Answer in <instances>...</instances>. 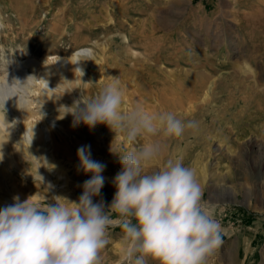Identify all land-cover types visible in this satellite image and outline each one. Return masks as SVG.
Listing matches in <instances>:
<instances>
[{"label": "rangeland", "instance_id": "374dc122", "mask_svg": "<svg viewBox=\"0 0 264 264\" xmlns=\"http://www.w3.org/2000/svg\"><path fill=\"white\" fill-rule=\"evenodd\" d=\"M168 1L0 0V8L37 11V16L33 13L24 19L22 27L15 15H2L0 65L4 57L22 62L24 56L27 59L33 55L41 61L45 53L68 56L76 49H91L83 58L88 61L82 63L85 87L75 86L72 98L63 99L62 105L70 107L74 100L94 97L107 83L106 77H119L123 89L135 98L156 94V100L151 98L149 102L157 112L171 111L182 120H195L198 129L188 130L180 138H155L164 153L150 170H158L168 158L177 157L185 166L196 169L195 160L202 156V162L208 163L205 179L197 175L203 200L213 206L223 228V243L208 264H264V0ZM222 40L226 49L219 50ZM20 47L26 52L24 56ZM27 71L35 75L32 69ZM202 81H214L208 101L185 107L184 88ZM159 85L172 92H160ZM28 96L32 99L34 93ZM132 101L129 95L124 97L125 110L134 105ZM171 103L177 110L171 108ZM50 125H66L75 136L70 143L71 160L42 156L49 165L58 162L66 177L56 178L42 159L40 163L19 159L16 167L7 164L8 180L17 184L26 197L45 195L47 204L54 203L55 196L78 201L91 173L80 170L77 150L89 146L90 159L104 165V184L93 203L102 202L107 212L116 191L113 181L122 170L113 152L120 154L145 141L128 145L108 126L103 124L98 133L94 127L74 124L70 115L52 119ZM37 169L44 178L42 184ZM48 184L50 189L45 187ZM109 232L111 243L102 253V264H121L122 231L116 225ZM148 264L158 261L149 260Z\"/></svg>", "mask_w": 264, "mask_h": 264}, {"label": "clouds", "instance_id": "9594fccd", "mask_svg": "<svg viewBox=\"0 0 264 264\" xmlns=\"http://www.w3.org/2000/svg\"><path fill=\"white\" fill-rule=\"evenodd\" d=\"M90 52L91 49H81L71 56ZM48 59L45 66L55 64L61 57L56 56L52 63H46ZM84 61L88 59L72 61L69 57L67 62L75 65L74 80L62 78L55 88H50L48 79L34 75L9 82L11 61L4 57L0 65V127L8 129V138L17 123L7 119L8 101L15 98L16 107L24 112L25 101L33 104L39 122L45 115L41 109L47 93H55L57 88L76 80L86 84L82 81ZM105 80L108 82L94 97L77 100L70 107L61 105L58 118L72 115L74 124L83 123L89 128L104 124L128 145L145 141L142 146L120 154L111 149L118 156L122 170L113 181L116 191L108 211L102 202L93 203L104 184L101 175L104 165L90 159L89 146H82L77 150L80 170L91 173V179L83 184L78 201L55 196L54 203L47 204L45 195L36 194V199L33 196L22 203L19 197H14L12 205L0 210V264H102V253L111 243L109 229L116 225L123 234L121 264H148L149 260L158 264H208L221 247L223 228L213 206L203 200L196 170L185 166L181 157L168 158L158 170H150L164 153L156 137L180 138L186 131L198 129V123L182 120L171 111L150 113L141 104L125 110L119 77ZM36 85L41 86L40 95L29 99L28 94ZM35 124L27 130L29 147ZM4 144L0 143V161L4 158ZM29 155L37 162L42 159L48 168L55 167L46 158ZM38 169L42 184L44 178Z\"/></svg>", "mask_w": 264, "mask_h": 264}, {"label": "bare ground", "instance_id": "6f19581e", "mask_svg": "<svg viewBox=\"0 0 264 264\" xmlns=\"http://www.w3.org/2000/svg\"><path fill=\"white\" fill-rule=\"evenodd\" d=\"M222 1L224 2V0H222ZM168 2H167V4H168ZM13 9L14 8H0V24H3L2 15L5 13H8V12L15 15L16 22L19 23L20 27H22V25L24 24V19H27L29 17V15L31 16V14H33V13H34V15H35V13H37L36 9L32 10V11H28L30 13L26 12L27 10L21 11V9H15V10H13ZM218 9H219V6H218ZM35 16H37V15H35ZM160 23L161 22L159 21L158 24H160ZM151 24H153V22ZM235 36H236V34H235ZM240 40H242V39H240ZM232 41L233 40H230L229 44ZM236 43H234V44H236ZM225 44H226V42L223 41L221 43V48H219V50L222 48L226 49L224 47ZM235 46H234V49H235ZM20 50H21V55L24 56L26 52L24 51V49L22 47H20ZM78 50H81V49H76V50H74V52H78ZM87 54H81V55H77V56H71L72 54L68 55V56L67 55L59 56V55L46 54L45 53V55L42 57L41 61L35 59L33 57V55H31L27 59H25L26 57L24 56V58H22V59H24V61H22V62L21 61L17 62V60L14 61V58L12 57L10 59L12 64L8 66V73H9L8 79L10 77L13 79L15 76H17L21 81H23L27 76H29L28 75L29 72L27 70L32 69L33 71H35V73L33 72L35 74L34 76H36L38 79H40V78L48 79L49 80V87L55 88L61 82L62 78L67 79L68 81L74 80L73 68L75 67V65L68 63L67 62L68 58L70 57L72 61H75L77 59L84 58ZM56 56L61 57V59L58 62H56L55 64H49V65L45 66V60L47 57H49V59L46 61V63H52L53 58H55ZM12 67H13V71L10 72V69ZM82 67L85 68L84 65H82ZM84 71H85V69H84ZM205 71H206V69H205ZM195 76H197V75H195ZM207 76H208V74H207ZM209 77H210V75H209ZM100 78H101V76H100ZM213 84H214V81L213 82L211 81L210 83H207V84L205 81H202V83H200L198 85H194L197 87L189 86L188 88L185 87L184 91L181 90L180 92L183 91L184 98H185L184 99V106L185 107L188 105H189V107H192L195 105L199 106L198 104L203 105V103L207 102L210 95H211L210 92L212 91V85ZM81 85H82V87L84 86L83 84H81L79 82V80H76L73 83L65 84V85H63V87L57 88L55 93H47V95L44 97L47 100L44 102L43 107L41 109V112L44 113L45 115H44V118L42 120H40L39 122H37V121L40 119V116L38 115L36 108L33 104L28 103V101H25L26 112H24V111L18 110V108L16 107L15 98L10 100L9 105H8L9 118H7V119L9 122H12L13 120H15V121H17V123H16L15 127L10 130L9 138H8V129L0 127V143H5L3 146L4 158L2 161H0V210L5 208L6 206L12 205L15 202L14 197H19V202L22 203L26 199L34 196V195L33 196L31 195L29 197L24 196L23 191H21L19 189L20 187H18L17 184L12 183L8 180L9 172H8L7 164H9L12 167H16L19 159H21L23 161L28 160V159H32L33 161H36L29 154H31L32 156H35L37 158H42V156H46V157H60V156H62V157H66L68 160H71V154H70L71 145H70V143H71V140L75 138V136L70 132V130L68 131V129L64 127L66 125H69V120L65 121L66 125H59V126L58 125L57 126L50 125V120L59 119L58 117H59L60 113L58 112V109L62 105V100L67 99L68 96L70 98H72L71 92H72L73 88H75V86H80V89H81ZM180 85H181V83H180ZM164 86L159 87V88H161L159 90L160 92H163V93L172 92L171 88H169L168 86H167L168 88H166V86L165 87ZM40 87H41L40 85H37V87L34 90L30 91V93H34V97H32V99L39 97ZM87 88H88V86H86L85 92L88 91L89 88L88 89ZM58 89L62 90V91H58ZM65 90H68L70 92H65ZM125 90H126V88H125ZM173 92L176 93L177 91H173ZM180 92H179V94H182ZM134 93H136V92H134ZM143 93H145V92H143ZM126 94L129 95L130 97H132V99H133L132 102L134 104H141L145 107L146 110H149L150 113H157V109L154 107V105H151V103L149 102V100L151 98L156 100V97H155L156 94L151 95L149 93L150 95L148 98H146L147 96L135 98L132 94H130L129 90L125 91L124 97L127 96ZM137 96H139V95H137ZM67 100H69V99H67ZM74 102H75V100H74ZM175 102H177V101H175ZM131 105H132V103H131ZM171 108L173 110H177L174 103H171ZM178 108H179V106H178ZM188 110L190 112H192V110H190V109H188ZM62 114L63 113H61V115ZM70 117H72V116L70 115ZM54 122L55 121L53 120V123ZM34 124H35V127H34L33 131H34L35 135H34V138L31 142V146L29 147L30 136L28 135L27 130L31 129V127H33ZM102 126H103V124H98L94 128L99 133ZM56 127H58V128H56ZM43 128L46 130V136H45V131ZM75 133H77V132H75ZM211 139L212 138H210L209 144L212 143ZM216 150L217 151L214 150L215 155L219 154L218 153L219 149L216 148ZM53 159H55V158H53ZM202 161H203L202 156H198L196 158L194 164H195V168H196L195 170L199 171V173H197V175L201 176V178L203 180V179H205V170L208 167L207 166L208 163L205 164V162L203 163ZM19 163H21V161ZM51 165H54L55 167L48 168V169L52 170V174H54L56 178H58L60 180L61 178L66 177L65 169L63 167H61L58 162L53 161ZM215 173H217V172L215 171ZM201 182H203V181H201ZM55 183L58 184L59 183L58 180H56ZM36 198H37V196L33 197V199H36Z\"/></svg>", "mask_w": 264, "mask_h": 264}]
</instances>
